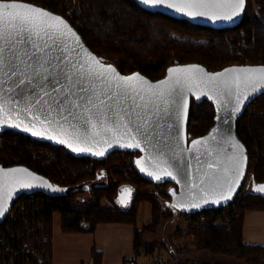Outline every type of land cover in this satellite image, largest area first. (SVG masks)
<instances>
[{"label":"trees","instance_id":"1","mask_svg":"<svg viewBox=\"0 0 264 264\" xmlns=\"http://www.w3.org/2000/svg\"><path fill=\"white\" fill-rule=\"evenodd\" d=\"M26 1L68 17L89 46L123 72L141 71L159 79L176 63L199 62L213 70L236 63H264V0H247L240 24L222 28L177 18L137 0ZM214 117L215 107L209 100L193 98L189 134H205ZM237 126L250 152L252 181L243 185L228 206L193 214L177 210L171 200L178 190L177 184L166 181L156 185L142 176L134 164L137 152L116 151L93 161L19 131H1L0 163L26 164L50 177L60 189L56 194L37 191L18 197L27 199L26 210L19 211L14 219L7 218L0 226V248L3 247L5 258L18 252L17 260L22 264L24 254L31 255L27 252L31 245L46 248L53 258L56 212L61 213L66 232L94 231L107 222L131 224L135 229L136 255L144 252L155 256L157 249L171 250L173 245L151 243L146 235L157 231L161 219L178 213L186 217L188 225L183 231L194 236L199 251L231 257L239 264H264V244L247 242L244 233L248 213L264 211V193L257 191L259 185H264V93L249 104ZM124 186L133 189V199L120 205L118 193ZM87 191L92 196L81 198ZM145 202L152 204L153 215L139 227V207ZM92 253L94 263L102 264L103 251L95 247ZM174 261L163 264H201L191 259Z\"/></svg>","mask_w":264,"mask_h":264},{"label":"water","instance_id":"2","mask_svg":"<svg viewBox=\"0 0 264 264\" xmlns=\"http://www.w3.org/2000/svg\"><path fill=\"white\" fill-rule=\"evenodd\" d=\"M15 2L27 3L63 18L79 37V44L73 46L79 49L81 56L88 57L90 54L100 64L115 69L114 74H107V78L111 80L112 84L116 83L112 79L114 75L132 76L134 74H139L152 85H157L160 81H168V83L161 85L165 95L162 98H157L150 96L146 86L140 81L132 82L140 95H144L143 101L137 97L136 102L142 106L147 104V108L143 109L142 114L149 117L148 123L151 126L149 130L153 132L151 139L137 133L136 125L140 123L139 121H135L133 118V122L130 123L128 117L124 116L121 119L107 108H102L100 112L93 108L88 113L79 109L77 110L79 118L77 120L70 118L69 123L62 120L60 124L41 123L45 120V113L39 105L34 106L31 112H25L23 100L19 103H13L12 100L15 98L7 93H3L7 104L3 110H0V131L15 130L22 132L39 141L61 146L77 157L102 160L116 151L137 152L138 156L135 157L134 164L142 176L157 183L171 181L177 184L178 190L175 193L173 203L177 210L186 213L193 214L207 209L225 207L235 199L243 188L249 163L248 146L238 132L237 121L249 104L257 96L264 93V84H256L255 77L259 74H250L252 79L245 80L244 74L226 73L217 81L209 82L204 73H221L229 68L264 67V63H236L217 70L199 62L176 63L170 65L166 74L159 79H153L141 71L127 73L121 71L114 62L103 59L95 52L75 24L65 15L34 2L26 0H15ZM172 2L181 5L188 0H172ZM208 2H212V0H208ZM216 2L228 4L234 3L235 0H216ZM146 6L159 9L177 18L187 19L193 23L222 28L240 24L246 11L247 0H245L243 10L232 20L212 19L213 14L221 17L230 14L231 9L227 7L194 8L190 11L208 14L189 16L187 12H180L178 8H170L167 5ZM73 39L69 40L70 45ZM189 65H198L204 69V73H192L190 74L191 79L182 80L179 84L175 83L177 76L183 74L170 73L169 69L184 68ZM237 75L242 78L238 88L235 84H232L230 88L223 86L224 80H231ZM254 85L255 92L253 91ZM96 86L98 90L107 92L109 95L115 90L105 87L99 81H97ZM159 90L153 89L152 91ZM0 93H2V89H0ZM237 96H239V100ZM102 98L106 99V97ZM193 98L197 101L207 99L215 107V117L211 128L205 134L195 137L188 132ZM237 105H239V111H233ZM128 107H133L130 101L128 104H122V108ZM157 107L160 108V111L154 115ZM116 111H121V109L118 108ZM5 113L10 117L7 123L4 121ZM121 116H123V111H121ZM52 118L60 119L55 114ZM85 120H89L90 123L86 125ZM157 123L159 127L155 126ZM27 128H32V131H27ZM37 131L43 132L44 135H34ZM53 136L55 139L51 138ZM193 140H206V143L193 145ZM60 141H67V143ZM137 142L139 147L126 146ZM68 144H71L72 147H68ZM77 147L89 148L91 151L77 152L75 151ZM97 152L104 154L97 155ZM13 169L25 171H10ZM167 172H171L172 175H166ZM28 173L32 175L29 176ZM157 176L160 179H157ZM43 181L51 184L52 188L45 186ZM25 183L32 184L33 187H22V184ZM125 188L130 187H122L118 197L120 201L123 197L126 201L124 204H127L133 199V189L130 188L131 193L129 194L124 193ZM59 190V187L50 177L26 164L8 165L0 163V207L5 208L4 214L0 216V224L6 218L13 202L23 193L43 191L56 194ZM194 205L200 206L195 207Z\"/></svg>","mask_w":264,"mask_h":264},{"label":"snow or ice","instance_id":"3","mask_svg":"<svg viewBox=\"0 0 264 264\" xmlns=\"http://www.w3.org/2000/svg\"><path fill=\"white\" fill-rule=\"evenodd\" d=\"M138 3L144 5H167L170 8H178L180 12H187L189 16L207 15L206 12H194L190 9L194 8H223L231 9L230 14L223 17L213 14V20L226 19L232 20L237 17L243 10L245 0H235L234 3L222 4L212 0H188V2L177 5L172 0H137ZM73 39L72 44L69 40ZM79 44V37L61 17L51 14L38 7L27 3L15 2V0H0V110H3L7 104L3 93L11 94L15 99L13 103L24 102V111L31 112L32 108L39 105L44 110L45 120L41 123L60 124L62 120L65 123L79 118L77 110L82 109L88 113L93 108L100 112L102 108L113 111L114 114L121 119L128 117L129 122L139 121L136 125V131L144 135L147 139H151L153 132L150 131L148 123L149 117L142 114L143 109L147 108V104H137V97L143 101L144 95H140L138 89L133 85V81H140L146 86L147 93L150 96L162 98L165 91L161 85H165L168 81H160L157 85L149 84L147 80L140 77L139 74L132 76L114 75L112 84L107 78V74L115 73V69L111 66L100 64L95 57L89 54L83 57L77 47L73 45ZM95 61V63H92ZM170 73H178L175 83L179 84L182 80L191 79L192 73H204V69L198 65H189L184 68L169 69ZM226 73L244 74V79H252L250 74H259L255 77L256 84H264V67H241L229 68L221 73L209 74L204 73L208 77L209 82H215L218 78L224 77ZM241 76L237 75L231 80H224L223 86L230 88L235 84L237 88L241 82ZM97 81L109 89H115L109 95L107 92L97 89ZM160 89L159 91H152ZM255 85L253 91L255 92ZM102 97H106L102 98ZM239 100V96H237ZM131 102L133 107L122 108V104ZM123 111H116V109ZM140 109V111H137ZM166 111V109H164ZM160 108L157 107L156 113ZM233 111H239V105ZM60 119L56 120L53 115ZM10 117L7 113L4 115V121L7 123ZM87 125L89 120H85ZM18 126V125H17ZM75 127V125H72ZM95 127V125H92ZM159 127L157 123L155 125ZM32 131V128H27ZM37 136H43L44 133L37 131ZM55 139V136L51 137ZM67 143V141H60ZM193 145L206 143L205 141L193 140ZM127 147H139V143L128 144ZM68 147H72L68 144ZM167 147V145H166ZM77 152L91 151L89 148L75 149ZM97 155H103V152H97ZM139 163V161H137ZM211 167V165H209ZM13 172L25 171L23 169H13ZM31 176V173H28ZM166 175L171 176V172ZM160 179L159 176L156 177ZM38 179V178H36ZM48 188L52 185L47 181L42 182ZM22 187L30 188L32 184H22ZM55 190V189H54ZM257 191L264 193V185H259ZM124 193H131L130 188H125ZM227 198V197H225ZM121 198V203H125ZM207 202V201H206ZM199 207L200 205H194ZM5 208L0 207V216L4 214Z\"/></svg>","mask_w":264,"mask_h":264},{"label":"crops","instance_id":"4","mask_svg":"<svg viewBox=\"0 0 264 264\" xmlns=\"http://www.w3.org/2000/svg\"><path fill=\"white\" fill-rule=\"evenodd\" d=\"M244 233L247 242L264 244V211L248 213ZM134 239L133 225L116 222L101 223L94 231L66 232L62 228L61 213L56 212L53 218V264H95L92 253L95 247L103 251L102 264H127L130 259L136 260V264H153L152 255H136ZM174 248L173 251L179 249L182 252L180 248Z\"/></svg>","mask_w":264,"mask_h":264},{"label":"rangeland","instance_id":"5","mask_svg":"<svg viewBox=\"0 0 264 264\" xmlns=\"http://www.w3.org/2000/svg\"><path fill=\"white\" fill-rule=\"evenodd\" d=\"M116 178L118 177L116 176ZM102 181H104V179ZM91 196H92L91 192L87 191L80 197L89 199ZM174 198L171 200L174 201ZM119 203L120 205H126L124 203H121V201ZM167 207L168 204L167 202H165V208ZM152 215H153L152 204L150 202L142 203L139 207V212H138V221H137L138 226L142 227L146 222H148L152 218ZM160 222L161 223L157 231L154 233H148L146 235V239L153 242H165L167 246L173 245L172 248H174L175 246V248L177 249L180 248L182 252H179V249L178 251L175 250L173 251L172 249L169 250L168 248L157 249V251L155 252V256H151L153 257V260L158 255L163 254L162 257L163 262H166L168 260H172V261L175 260L177 263L179 261L191 259L194 261H199L201 262V264L203 263L216 264V263H225V262L239 264V261L231 257L219 255L211 251H199L196 248V240L194 236L191 234L184 233L183 231L188 225V221L185 216L178 215L177 213V215H175L174 217L161 219ZM141 255L144 257L146 254H144L143 252V254ZM152 262L153 264H155L154 261ZM240 263L244 264L243 262Z\"/></svg>","mask_w":264,"mask_h":264},{"label":"built area","instance_id":"6","mask_svg":"<svg viewBox=\"0 0 264 264\" xmlns=\"http://www.w3.org/2000/svg\"><path fill=\"white\" fill-rule=\"evenodd\" d=\"M1 132V131H0ZM0 142H1V138H0ZM138 155V153H137ZM93 161L94 158H92ZM250 165V152H249V163H248V170H247V174H246V178H245V185H248L251 181H252V176H253V171L249 168ZM113 177V174L111 175ZM173 184H175L173 182ZM156 185H164V182H156ZM244 188V186H243ZM26 206H27V199H20L17 198L6 218L3 220V222L0 224V226L6 221V219H14L17 215V213L19 211H24L26 210ZM33 223V221L31 222V224ZM33 227V226H32ZM41 233V231H40ZM35 234V231H34ZM39 234V231H38ZM1 240H3L1 238ZM27 246H29L27 244ZM11 249V247H9ZM3 247L0 248V264H19L18 260H17V256L19 255L18 252H12L9 254L8 258H5L4 254H3ZM27 252H29L31 255L28 254H24L25 258L24 261L22 262V264H53V258H51V255L49 254V251L46 248H37L35 245H31L29 247H27ZM163 254L158 255L153 261L155 264H163V260H162ZM127 264H136V261L134 259H130Z\"/></svg>","mask_w":264,"mask_h":264}]
</instances>
